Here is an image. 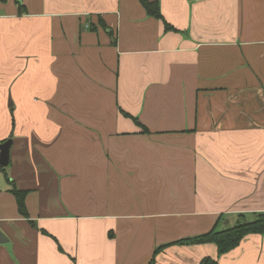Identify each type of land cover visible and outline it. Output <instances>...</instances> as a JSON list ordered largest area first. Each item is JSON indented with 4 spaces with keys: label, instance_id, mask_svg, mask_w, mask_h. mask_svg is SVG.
<instances>
[{
    "label": "crops",
    "instance_id": "obj_1",
    "mask_svg": "<svg viewBox=\"0 0 264 264\" xmlns=\"http://www.w3.org/2000/svg\"><path fill=\"white\" fill-rule=\"evenodd\" d=\"M149 1L173 29L139 0L0 1V264H148L264 214V0ZM204 256L264 264V232L155 264Z\"/></svg>",
    "mask_w": 264,
    "mask_h": 264
},
{
    "label": "trees",
    "instance_id": "obj_2",
    "mask_svg": "<svg viewBox=\"0 0 264 264\" xmlns=\"http://www.w3.org/2000/svg\"><path fill=\"white\" fill-rule=\"evenodd\" d=\"M4 2L6 0H0ZM142 7L147 11L148 14L151 16L162 20L165 30L173 29L170 24H168L162 17L159 11V7L156 1H149V0H139ZM19 5L20 11L23 9V5L21 4L20 0H17ZM141 129L142 132H147V129L137 121L136 123ZM12 193L15 196L16 204L18 208V212L20 215L24 217H28V213L25 207V192L22 190L17 189L16 187L12 188ZM264 232V214L260 213L257 214L255 218L248 221H238L236 224L232 226H227L223 229H218L217 227H212L205 233L191 236V237H184L173 241L171 243L162 244L157 246L154 249L153 256L148 264H155L156 256L164 249L170 246H185V245H203L207 243H212L216 247V254L217 257L227 253L232 248L236 247L241 240L247 236L248 234L252 233H263ZM198 264H218L217 258H213L210 256H204L200 259Z\"/></svg>",
    "mask_w": 264,
    "mask_h": 264
},
{
    "label": "water",
    "instance_id": "obj_3",
    "mask_svg": "<svg viewBox=\"0 0 264 264\" xmlns=\"http://www.w3.org/2000/svg\"><path fill=\"white\" fill-rule=\"evenodd\" d=\"M10 144H11L10 138L0 143V165L1 166H6L8 164Z\"/></svg>",
    "mask_w": 264,
    "mask_h": 264
},
{
    "label": "rangeland",
    "instance_id": "obj_4",
    "mask_svg": "<svg viewBox=\"0 0 264 264\" xmlns=\"http://www.w3.org/2000/svg\"><path fill=\"white\" fill-rule=\"evenodd\" d=\"M207 244H212V243H207ZM205 245V244H204ZM215 246V245H214Z\"/></svg>",
    "mask_w": 264,
    "mask_h": 264
}]
</instances>
